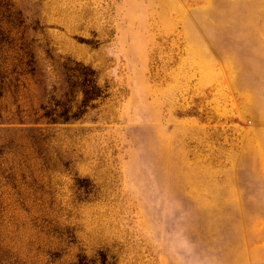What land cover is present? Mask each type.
I'll return each instance as SVG.
<instances>
[{
    "label": "rangeland",
    "instance_id": "374dc122",
    "mask_svg": "<svg viewBox=\"0 0 264 264\" xmlns=\"http://www.w3.org/2000/svg\"><path fill=\"white\" fill-rule=\"evenodd\" d=\"M0 264H264V0H0Z\"/></svg>",
    "mask_w": 264,
    "mask_h": 264
}]
</instances>
